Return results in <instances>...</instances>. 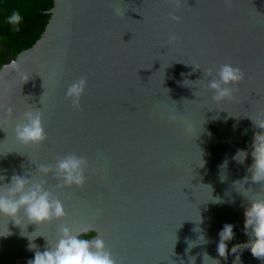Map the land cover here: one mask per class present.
Segmentation results:
<instances>
[{
    "label": "water",
    "instance_id": "water-1",
    "mask_svg": "<svg viewBox=\"0 0 264 264\" xmlns=\"http://www.w3.org/2000/svg\"><path fill=\"white\" fill-rule=\"evenodd\" d=\"M52 1L30 48L12 59L0 42V185L14 174L44 183L66 217L38 229L0 217V264H27L34 258L27 236H42L32 243L43 251L61 226L91 228L117 264H190L189 257L203 264L204 252L220 264H264L243 246L231 252L249 239L250 202L234 182L248 176L249 199L264 194L247 171L253 135L264 131L252 122L264 118V0H231L230 7L181 0L179 8L169 0ZM117 7L124 15H115ZM171 34L178 37L173 44ZM11 62L28 81L16 69L4 73ZM224 63L246 78L234 99L216 103L206 85ZM208 69L213 77L205 76ZM81 77L88 86L76 111L66 91ZM29 109L43 112L48 139L40 146L15 138ZM238 150L249 153L243 164L232 159ZM73 153L88 161L86 184L60 188L54 169ZM42 165L53 171L41 174ZM217 197L223 202H213ZM225 224L235 233L226 260L217 252ZM201 234L209 243L199 244ZM189 241L197 244L190 251Z\"/></svg>",
    "mask_w": 264,
    "mask_h": 264
},
{
    "label": "clouds",
    "instance_id": "clouds-1",
    "mask_svg": "<svg viewBox=\"0 0 264 264\" xmlns=\"http://www.w3.org/2000/svg\"><path fill=\"white\" fill-rule=\"evenodd\" d=\"M224 2L225 6H231V0H224ZM169 3L177 8L181 6V0H169ZM114 12L117 16L124 15L119 7L115 8ZM169 18L173 22H180V17L176 15L170 14ZM6 23L18 31L22 23L21 14L14 11L7 18ZM177 40L178 37L171 34L168 43L173 44ZM10 68L16 69L17 73L27 80V77L20 73L19 65L16 62L6 65L4 73H7ZM204 73L205 76L213 77V69H208ZM245 78V73L241 68L231 63H224L219 66L218 70H215V77L209 80L206 89L214 93L211 97L214 102L230 101L234 99V94L239 91L238 85ZM87 86L86 78L81 77L67 88L66 98L71 101L72 108L76 111L82 110L81 99L85 95ZM11 111V109H8L9 113ZM169 119L175 121L177 117L170 114ZM252 122L255 127L264 129V118L252 119ZM185 123L187 124V121ZM188 127L190 128V125ZM15 138L25 146H40L47 141L48 137L43 124V112L40 109H29L24 113V122L17 123L15 126ZM250 147L253 149L250 154L253 162L247 169L248 173L251 174L250 180L252 183L260 184L261 188H264V131L254 133ZM248 156L247 151L238 150L232 159L239 164H243ZM227 165L228 161L226 160L220 166L221 182L227 179L224 174ZM38 171L46 176L53 169L42 165ZM54 171L63 181L58 187L83 188L87 181L86 172L89 171V165L86 158L73 153L60 158ZM92 172L95 173L96 170L93 169ZM4 179L5 177L0 176V181ZM247 183H249V177L245 176L242 180L235 181L234 187L250 202V206L244 211V231L249 239L242 245L234 246L231 252L234 254L243 246L244 249L251 252L253 258L264 261V194L260 192L253 193L252 198L249 199L246 194L249 193L250 189H244V185ZM213 202L222 203L223 201L217 197ZM0 217L12 221L17 227L22 221H26V225H35L38 229V227L51 224L53 221L64 220L66 212L62 202L46 190L44 183L32 184L26 176L14 174L10 183L0 185ZM233 229L234 225L225 224L219 233L217 252L219 257L225 260L228 252L227 242L234 239L235 236ZM92 231L91 228H83L73 232L69 227L61 226L59 238L54 244H50L46 240L47 244L43 251H40L32 243L37 237L42 236L37 235L34 238H30L31 235L27 236L30 241L29 250L34 251V258L29 260L27 264H117V260L113 257L111 251L107 249L105 241L100 236L93 235L88 239L82 238ZM195 231L201 232L202 230L197 228ZM22 235H24L23 232ZM199 241V244L209 243L203 234L199 236ZM190 242L189 251L197 246V244ZM202 255L203 264H220V260L210 257L207 252ZM195 260V257H189L190 264H195Z\"/></svg>",
    "mask_w": 264,
    "mask_h": 264
},
{
    "label": "trees",
    "instance_id": "trees-1",
    "mask_svg": "<svg viewBox=\"0 0 264 264\" xmlns=\"http://www.w3.org/2000/svg\"><path fill=\"white\" fill-rule=\"evenodd\" d=\"M52 6V0H0V42L12 59L39 39L48 22V12ZM14 11H18L22 17L18 31L6 23ZM3 63L4 55L0 49V67ZM93 235L91 232L82 238L88 239Z\"/></svg>",
    "mask_w": 264,
    "mask_h": 264
}]
</instances>
